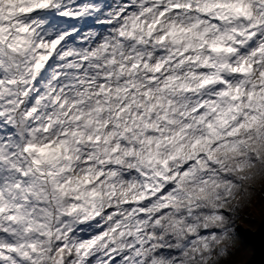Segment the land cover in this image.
<instances>
[{
  "label": "snow or ice",
  "instance_id": "snow-or-ice-1",
  "mask_svg": "<svg viewBox=\"0 0 264 264\" xmlns=\"http://www.w3.org/2000/svg\"><path fill=\"white\" fill-rule=\"evenodd\" d=\"M264 176V0H0V264H232Z\"/></svg>",
  "mask_w": 264,
  "mask_h": 264
},
{
  "label": "trees",
  "instance_id": "trees-1",
  "mask_svg": "<svg viewBox=\"0 0 264 264\" xmlns=\"http://www.w3.org/2000/svg\"><path fill=\"white\" fill-rule=\"evenodd\" d=\"M250 193L236 221L242 239L239 250L229 257L232 264H264V176L254 181Z\"/></svg>",
  "mask_w": 264,
  "mask_h": 264
}]
</instances>
